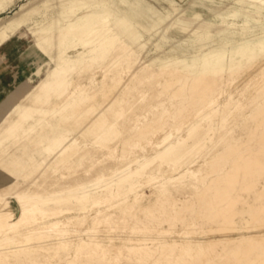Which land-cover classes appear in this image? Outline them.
Instances as JSON below:
<instances>
[{
  "label": "rangeland",
  "instance_id": "obj_1",
  "mask_svg": "<svg viewBox=\"0 0 264 264\" xmlns=\"http://www.w3.org/2000/svg\"><path fill=\"white\" fill-rule=\"evenodd\" d=\"M85 1L0 12V264H264V0Z\"/></svg>",
  "mask_w": 264,
  "mask_h": 264
},
{
  "label": "crops",
  "instance_id": "obj_2",
  "mask_svg": "<svg viewBox=\"0 0 264 264\" xmlns=\"http://www.w3.org/2000/svg\"><path fill=\"white\" fill-rule=\"evenodd\" d=\"M80 1L85 2L86 4L85 0ZM6 2L2 3L0 0V12L5 8V5L7 4ZM85 4H77L74 6V9L71 8L68 10V12L62 11L60 14L63 15L64 12L72 13L73 10L82 5L84 6ZM100 16H103V14H100ZM244 18L245 20L247 19L246 17ZM23 27L25 26L18 25L15 28L9 29L7 23H3V17L0 18V101H2L12 90L16 89L25 80L26 82L33 81L32 75L38 77L39 80L36 83L34 82L35 84L33 83L34 85L32 84V87L30 86L28 89H26L17 102H15L9 109L5 111L3 118L16 104L21 102L25 95L35 86H37L45 76L40 75L42 63L39 62L36 67L31 70L33 62L31 53L29 51H25L23 48H20L15 40L11 38V36L15 33L21 32ZM25 28L33 37L34 46L38 49V51L45 55L37 43L35 35L31 32V30H29V28ZM47 59L50 61L48 57ZM3 118L0 120V122L3 120Z\"/></svg>",
  "mask_w": 264,
  "mask_h": 264
},
{
  "label": "bare ground",
  "instance_id": "obj_3",
  "mask_svg": "<svg viewBox=\"0 0 264 264\" xmlns=\"http://www.w3.org/2000/svg\"><path fill=\"white\" fill-rule=\"evenodd\" d=\"M7 0H1L2 3L6 2ZM58 75H59V67L57 65H55L54 68H52L47 74L46 76L39 82V84L37 86H35L31 91H29L26 96L23 98L24 100H28L30 99L32 96L37 95L39 90L42 87H47V86H55L56 88H54V92H56L55 94L58 95L61 93V91L63 90V88L58 87L59 86V81H58ZM52 90V89H50ZM20 105H16L14 108V111H18ZM43 114H47V113H43ZM66 145L60 144L58 146L59 148V152L65 148ZM38 209V208H37ZM17 210V209H16ZM32 211V209H22V210H17V213L15 212V209H7V208H1L0 207V219L2 217H12L13 219H20V216L22 215V213H28ZM58 224V223H57ZM55 225V224H54ZM57 226V225H56Z\"/></svg>",
  "mask_w": 264,
  "mask_h": 264
}]
</instances>
